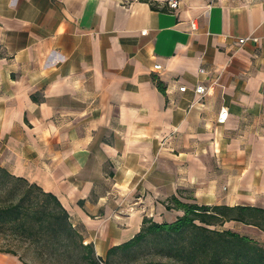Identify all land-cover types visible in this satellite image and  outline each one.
<instances>
[{"label":"crops","instance_id":"0c3cea01","mask_svg":"<svg viewBox=\"0 0 264 264\" xmlns=\"http://www.w3.org/2000/svg\"><path fill=\"white\" fill-rule=\"evenodd\" d=\"M167 1L0 0V164L102 259L173 195L264 208V0Z\"/></svg>","mask_w":264,"mask_h":264},{"label":"trees","instance_id":"16d2710c","mask_svg":"<svg viewBox=\"0 0 264 264\" xmlns=\"http://www.w3.org/2000/svg\"><path fill=\"white\" fill-rule=\"evenodd\" d=\"M155 79L164 92L163 82ZM166 208L182 214L171 222L145 217L133 238L111 247L102 259L92 243H85L56 195L0 164V235L25 244L26 255L33 252L39 257L61 258L69 254L84 264H113L119 252L134 255L146 249L151 257L138 264H264V244L224 226L235 221L264 230V208L199 204L176 195L168 198ZM0 252L26 263L16 247L0 248Z\"/></svg>","mask_w":264,"mask_h":264},{"label":"rangeland","instance_id":"374dc122","mask_svg":"<svg viewBox=\"0 0 264 264\" xmlns=\"http://www.w3.org/2000/svg\"><path fill=\"white\" fill-rule=\"evenodd\" d=\"M9 171V170H8ZM187 194H189L187 192ZM233 230L244 232L246 228L244 226H241V224H234ZM8 246L16 247L19 254H22L24 257V261L27 264H84L81 263L77 256L71 257L69 254L63 255L61 258H58L56 256H43L39 257L37 254H34L33 252L25 254V244L18 243L10 236H4L0 235V248H5ZM150 250L143 249L141 251H137L134 255L133 254H124L122 252L117 253L113 258V264H138L141 262H145L147 259H149ZM22 262L18 256L0 252V264H26Z\"/></svg>","mask_w":264,"mask_h":264},{"label":"built area","instance_id":"2783aa9c","mask_svg":"<svg viewBox=\"0 0 264 264\" xmlns=\"http://www.w3.org/2000/svg\"><path fill=\"white\" fill-rule=\"evenodd\" d=\"M168 5L170 6V8L172 9H177L180 7L182 0H168ZM191 28L193 30L196 29V23L195 21H191ZM256 40L254 37L252 36H246V37H240L238 39V43L239 45H243L245 43H247L248 41H254ZM161 67V65H155V69H159ZM200 72H205L204 68L200 69ZM180 91H186L187 90V86L183 85L179 87ZM195 93L198 95H203L206 92V87L203 84H198L195 89H194ZM228 116V111L226 110V108H222L219 115H218V122L220 124L225 123L226 119Z\"/></svg>","mask_w":264,"mask_h":264}]
</instances>
